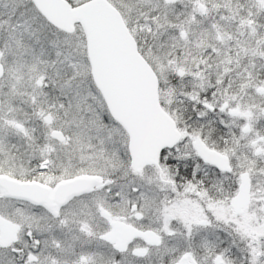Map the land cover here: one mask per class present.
<instances>
[{
  "label": "snow or ice",
  "instance_id": "1",
  "mask_svg": "<svg viewBox=\"0 0 264 264\" xmlns=\"http://www.w3.org/2000/svg\"><path fill=\"white\" fill-rule=\"evenodd\" d=\"M0 264H264V0H0Z\"/></svg>",
  "mask_w": 264,
  "mask_h": 264
}]
</instances>
